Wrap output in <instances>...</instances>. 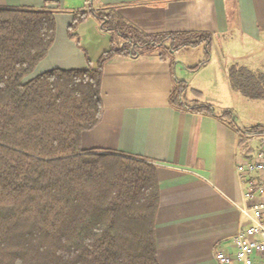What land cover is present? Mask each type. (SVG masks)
<instances>
[{"label":"trees","instance_id":"trees-1","mask_svg":"<svg viewBox=\"0 0 264 264\" xmlns=\"http://www.w3.org/2000/svg\"><path fill=\"white\" fill-rule=\"evenodd\" d=\"M121 38L88 69L45 72L27 83L56 37L51 10L0 8V264H161L156 219L157 167L146 160L82 147L83 134L103 113L102 80L114 56L196 47L209 34H148L114 12L95 14ZM86 17L79 12L70 31ZM234 88L264 98V74L234 64ZM176 82L171 103L191 112L213 111L190 102ZM197 100L202 94L196 92ZM250 136L264 130L238 128Z\"/></svg>","mask_w":264,"mask_h":264},{"label":"crops","instance_id":"crops-1","mask_svg":"<svg viewBox=\"0 0 264 264\" xmlns=\"http://www.w3.org/2000/svg\"><path fill=\"white\" fill-rule=\"evenodd\" d=\"M0 8L55 13L56 37L33 79L53 69L96 66L114 41L122 42L95 14L114 12L148 34L210 35L209 53L204 41L169 52L163 59L153 52L107 61L103 113L100 122L83 134L82 147L157 167L161 264H218L217 250L233 252V238L242 222L240 207L245 204L237 163L255 154L250 141L259 137L238 133L222 113L230 110L236 122L230 100L239 94L251 99L232 85V65L264 74V0H0ZM79 12L86 17L71 32ZM248 26L258 30L255 37L244 31ZM236 28L241 33L237 36L232 34ZM249 56L258 59L251 65L242 63ZM178 81L186 83L190 102L200 101L213 111L174 106L171 94ZM196 92L202 94L201 100Z\"/></svg>","mask_w":264,"mask_h":264},{"label":"built area","instance_id":"built-area-1","mask_svg":"<svg viewBox=\"0 0 264 264\" xmlns=\"http://www.w3.org/2000/svg\"><path fill=\"white\" fill-rule=\"evenodd\" d=\"M237 171L244 186L241 227L233 238V252L219 249L218 264H264V148L241 158Z\"/></svg>","mask_w":264,"mask_h":264},{"label":"rangeland","instance_id":"rangeland-1","mask_svg":"<svg viewBox=\"0 0 264 264\" xmlns=\"http://www.w3.org/2000/svg\"><path fill=\"white\" fill-rule=\"evenodd\" d=\"M244 31L253 37L258 34V30L254 26H248L247 28H244ZM232 34L237 36L241 33L238 28H236ZM110 37L111 39L113 38L111 34ZM257 59L258 58L256 56H249L248 59H242L241 61L242 63L251 65V63L253 64V60ZM261 59L262 58L260 57V60ZM33 74L34 72L25 77L24 83H27L33 79ZM235 97L236 98H232L229 103L235 108V116L237 118L236 122L239 125L244 126L247 130H252L255 128L264 130V100L245 99L240 94L236 95ZM258 137L259 138L250 141V146L253 148L255 153L258 151V149L264 148V133L258 134Z\"/></svg>","mask_w":264,"mask_h":264}]
</instances>
